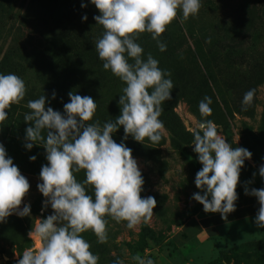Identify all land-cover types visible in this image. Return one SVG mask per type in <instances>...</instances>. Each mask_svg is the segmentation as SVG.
<instances>
[{"label": "rangeland", "instance_id": "374dc122", "mask_svg": "<svg viewBox=\"0 0 264 264\" xmlns=\"http://www.w3.org/2000/svg\"><path fill=\"white\" fill-rule=\"evenodd\" d=\"M94 15L99 12L88 0H0V73L17 75L26 88L23 100L5 110L0 144L29 183L19 207L30 205L29 216L12 214L0 223V264H16L23 250L35 249L39 241L29 238L28 232L35 219L52 212L51 208L41 212L45 198L36 189L41 165L47 164L44 149L23 147L29 126L23 120L29 111L27 101L44 95L46 107L62 112L72 91L97 104L86 124L96 120L103 124L120 113L124 85L102 68L95 43L103 29ZM82 16H87L83 22ZM158 39L166 45L164 51L147 32L138 33L135 42L143 49L142 57L151 54L173 83L171 99L162 103L158 118L164 126L161 140L152 143L145 138L140 143L129 136L123 141L144 179L141 197L150 195L157 202L153 215L133 229L105 217V243H98L91 230L81 235L98 256L97 264H112L115 259L134 264L131 256L137 253L156 264H264V228L254 225L255 213L182 244L173 241L174 232L188 219L215 214L205 213L191 199L199 191L194 178L201 168L190 144L189 129L197 122L212 120L230 145L251 152L240 170L235 206L248 196L245 188L251 190L258 183L264 187L258 173L264 164V0H201L197 14L187 19L177 9ZM249 89H255L254 98L242 110V96ZM204 96L212 100L207 117L198 111ZM123 135L122 127L111 134L116 143ZM30 156L36 159L30 161ZM74 175L77 181L84 179L83 170ZM85 187L91 194V187Z\"/></svg>", "mask_w": 264, "mask_h": 264}, {"label": "clouds", "instance_id": "9594fccd", "mask_svg": "<svg viewBox=\"0 0 264 264\" xmlns=\"http://www.w3.org/2000/svg\"><path fill=\"white\" fill-rule=\"evenodd\" d=\"M99 15L93 20L102 26L95 49L103 62L102 68L110 71L124 85L119 95L120 113L112 120L100 123L91 121L96 111L95 100L70 91L63 111L46 107L44 95L28 100L29 109L23 116V147L31 150L42 146L46 165H41L36 185L44 197L41 212L51 208L50 215L35 219L29 238L39 241L38 246L26 248L16 264H97L98 256L89 249V243L81 235L89 230L98 243L108 240L105 217L116 223L126 222L133 229L146 222L152 215L156 200L152 196L141 197L144 183L137 161L131 149L125 146L129 136L142 142L145 138L159 143L163 122L158 119L163 102L171 99L173 83L170 74L158 67L151 54L142 57L143 49L135 42L138 33L147 32L164 51L166 45L158 37L180 10L183 19L197 14L201 0H88ZM81 8L86 7L81 3ZM87 19L82 16L81 21ZM131 61V62H129ZM24 81L13 73H0V122L7 118L5 111L25 97ZM255 89L246 91L241 100L242 110L252 104ZM53 90L51 98H55ZM212 100L204 96L198 102L202 117L211 115ZM123 128L121 142L116 143L111 134ZM192 151L197 154L201 168L196 172L194 185L199 190L191 199L202 205L205 213H219L221 220L235 211L240 170L250 159L246 148L233 147L219 134L212 120H202L190 128ZM43 133V134H42ZM35 156L29 160L34 161ZM264 160V157L261 158ZM81 170L84 179L77 181L74 173ZM264 184V164L258 169ZM91 194H86V187ZM29 190L27 179L21 175L12 158L0 144V223L12 214L18 217L30 215V205L22 198ZM244 194L255 197L259 208L253 220L257 228H264V187L244 189ZM134 264H154L151 258L140 254L131 256ZM112 264H123L115 259Z\"/></svg>", "mask_w": 264, "mask_h": 264}, {"label": "crops", "instance_id": "0c3cea01", "mask_svg": "<svg viewBox=\"0 0 264 264\" xmlns=\"http://www.w3.org/2000/svg\"><path fill=\"white\" fill-rule=\"evenodd\" d=\"M249 196V195H248ZM252 197V196H249ZM259 208V204L257 203L256 199L253 198L252 201H247L244 204H240L237 206V208L235 209V211L227 214V218L226 220H221L220 218V214L219 213H215V214H211V216L207 219L209 220L212 224H210L209 226L203 227L201 225V219L200 218H190L187 221H185L181 226L178 227V229L174 232L173 234V241L175 244L179 245L184 243L185 241L183 240V233L188 235V238L186 241L192 239V238H196V237H200L202 235H205L207 232H209V230H211L212 228H215L218 225H221L223 223L226 222H230L232 220L238 219V218H242L248 215H251L250 213L253 212L256 213V211ZM206 217V216H204ZM200 227V230L198 232L194 233V230ZM148 257H146L145 259H147ZM153 260V259H152ZM154 264H156L154 262Z\"/></svg>", "mask_w": 264, "mask_h": 264}, {"label": "trees", "instance_id": "16d2710c", "mask_svg": "<svg viewBox=\"0 0 264 264\" xmlns=\"http://www.w3.org/2000/svg\"><path fill=\"white\" fill-rule=\"evenodd\" d=\"M261 188V184L260 183H258L257 185H256V189H260ZM253 198H255V197H249V196H244L243 197V199H242V204H244L245 202H247V201H252V199ZM237 208V206H235V209ZM250 214H253V212H251ZM211 215H208V216H206V217H202V219L200 220L201 222V225L203 226V227H206V226H209L210 224H212L209 220H207L209 217H210ZM200 230V227H197L195 230H194V233L193 234H195L196 232H198ZM183 236V240L184 241H186L187 240V238H188V235H186V234H182ZM174 239V238H173ZM218 259H216V260H213L212 262H215V261H217Z\"/></svg>", "mask_w": 264, "mask_h": 264}]
</instances>
